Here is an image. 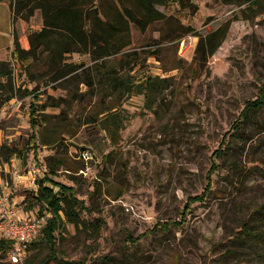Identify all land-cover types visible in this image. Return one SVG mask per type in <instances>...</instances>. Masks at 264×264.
Returning a JSON list of instances; mask_svg holds the SVG:
<instances>
[{
    "label": "rangeland",
    "instance_id": "1",
    "mask_svg": "<svg viewBox=\"0 0 264 264\" xmlns=\"http://www.w3.org/2000/svg\"><path fill=\"white\" fill-rule=\"evenodd\" d=\"M191 3L157 6L164 19L145 32L131 25L124 61L110 60L136 84L157 78L161 93L99 90L88 54H70L67 62L77 71L55 82L44 58L7 60L15 78L8 91L0 79V148L18 146L25 156L1 158L0 180L12 187L13 198H26L34 191L13 183L11 162L21 171L35 164L47 172L49 161L53 180L72 187L90 209L82 214L83 229L68 224L58 238L57 261L41 246L22 264H264V109L240 117L264 84V0ZM30 25L29 31L41 30L40 11ZM215 33L222 36L215 53L208 55L211 45L204 41L196 55L199 39ZM108 112L122 121L114 136L98 125ZM225 136L230 144L216 160L211 194L191 203L203 192ZM20 208L30 211L26 201ZM183 218L169 233L135 245L126 239ZM0 264H10L4 253Z\"/></svg>",
    "mask_w": 264,
    "mask_h": 264
},
{
    "label": "trees",
    "instance_id": "2",
    "mask_svg": "<svg viewBox=\"0 0 264 264\" xmlns=\"http://www.w3.org/2000/svg\"><path fill=\"white\" fill-rule=\"evenodd\" d=\"M7 0H0V2ZM12 23L18 20L29 22L34 17L36 11L41 12L42 28L40 31H29V48L23 49L18 41L16 33L13 35V50L11 59L16 62L25 63L46 61L48 67L49 82L66 79L69 75L77 71L76 64L67 62V57L73 53L88 54L93 62L91 70L93 80L97 88L104 92L125 95H150L161 93L164 90L157 83V78L146 77L143 82L136 84L127 76L119 75L117 67L109 64L111 59L120 58L124 61L125 50L131 42V25L137 27L140 32H145L154 22L164 19V14L156 7L165 6L168 1L177 2L182 8L193 7L191 0H8ZM253 2V0H248ZM222 36L219 33L211 34L206 39L200 38L196 48V55L200 52L204 41H208L211 48L208 55H213L217 46L221 42ZM80 67H84L81 65ZM13 69L9 62L0 60V79L6 83V89H13L14 83ZM164 83L165 80H158ZM87 85H91L87 83ZM2 89L0 88V93ZM11 98H7L9 101ZM264 109V84L254 100L245 102L241 112V119L247 120L250 112ZM36 107H32L31 113L36 114ZM31 123L35 128L36 118ZM121 118L117 114L108 112L98 123L99 127L111 135L117 134L121 128ZM240 121H237L233 128L240 129ZM38 126V125H37ZM34 138V136H32ZM223 139L220 147L213 153L210 170L206 176V185L200 195L190 197L191 203L206 201L212 192L213 175L218 171L219 165L216 163L230 144ZM31 148H36L32 143ZM223 148V149H222ZM25 156L23 149L18 146H2L0 148V159L10 162L14 157ZM49 170L45 172L42 179L37 182L36 193H30L25 201L28 202L29 210L39 206V214L44 215V211H49L51 217L46 220L42 233L38 241L32 244L31 248L43 246L48 251V259L57 261V240L65 230V227L73 225L77 229H83L86 224L82 220V214L88 213L90 209L83 200L77 198L75 190L60 182L53 180L56 176L55 168L48 161ZM189 202V203H190ZM188 205L185 209H188ZM188 212L184 210L183 217ZM185 218L181 222L168 220L157 223L151 230L144 232L133 238L127 234V241L130 244H137L140 240L153 236L157 232L169 233L172 228L183 225ZM99 229L97 224H93ZM7 244L0 241V253L7 250Z\"/></svg>",
    "mask_w": 264,
    "mask_h": 264
},
{
    "label": "built area",
    "instance_id": "3",
    "mask_svg": "<svg viewBox=\"0 0 264 264\" xmlns=\"http://www.w3.org/2000/svg\"><path fill=\"white\" fill-rule=\"evenodd\" d=\"M11 166L13 183L24 185L36 193L37 182L45 175L44 169L34 164L21 171L16 168L14 161ZM13 196L9 183L0 180V241L8 246L4 252V260L10 264H22L28 257L32 244L41 235L47 216L21 209L20 205L25 198Z\"/></svg>",
    "mask_w": 264,
    "mask_h": 264
},
{
    "label": "crops",
    "instance_id": "4",
    "mask_svg": "<svg viewBox=\"0 0 264 264\" xmlns=\"http://www.w3.org/2000/svg\"><path fill=\"white\" fill-rule=\"evenodd\" d=\"M0 7H5V17L3 20L0 17V28H4L3 31H0V44H4L3 49L0 48V60L7 61L11 59L14 33L18 36L20 46L27 50L29 48L28 32L30 29H33V27L30 25V21L25 22L18 20L15 24L12 23L10 2L8 0L0 2Z\"/></svg>",
    "mask_w": 264,
    "mask_h": 264
}]
</instances>
